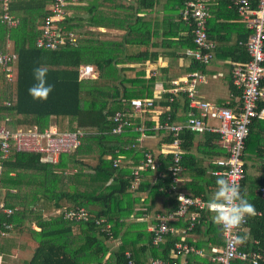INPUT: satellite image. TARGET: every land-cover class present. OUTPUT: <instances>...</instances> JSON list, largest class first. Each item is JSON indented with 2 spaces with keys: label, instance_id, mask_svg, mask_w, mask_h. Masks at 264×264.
I'll use <instances>...</instances> for the list:
<instances>
[{
  "label": "trees",
  "instance_id": "1",
  "mask_svg": "<svg viewBox=\"0 0 264 264\" xmlns=\"http://www.w3.org/2000/svg\"><path fill=\"white\" fill-rule=\"evenodd\" d=\"M235 1L215 0L211 14L216 17V10L225 3L226 8L231 6V17L240 20ZM249 1L256 9L258 0ZM85 2H89L88 7L78 6ZM184 2L166 0L162 42L154 43L159 32L145 20V11L158 8L159 0H76L68 9L72 12L85 10L89 17L86 19L75 15L62 24L64 35H77L76 44L67 43L58 49L45 50L38 48L36 42L43 34L41 27L50 14L54 0H13L10 4L11 14L20 20L16 28L2 22L4 1L0 0V53L11 51L18 57L14 82L7 79L0 65V126H5L12 134L37 126L44 132L53 125L60 133H85L81 146L75 152L61 155L56 163L45 161L47 155L42 153L17 151L14 145L9 157L3 159L0 145V162L3 164L0 202L12 209L18 207L10 217L0 214V231L4 230V223L14 225L8 237L0 232V264L11 261L10 256L19 247L17 236L20 233L27 234L37 244L24 264H128L127 253L131 254L135 264H149L150 257L161 259L165 264L182 262L183 255L173 253L181 236L171 233L164 243L154 245L153 232L148 230L147 221L141 220L145 214L152 212L159 198L163 200V207L165 204L159 212L169 215L178 209L177 193L181 188L175 189L168 171L173 154L159 155L165 176L163 179L154 180L146 176L134 193H126V190L132 187L134 168L142 160L139 147L141 151L144 150L143 142L137 141L142 133L134 129L144 124L148 129L145 134L153 135L152 130L157 124H181L186 120L180 115L189 110L186 92H166L160 101H154L152 107H143L145 123L136 115L132 105L134 99L155 98L154 79L147 77L143 71L147 61L157 59L158 54L152 51L153 48L167 44L171 49L183 47L194 51L196 48L195 28L185 22L181 15ZM243 25L246 33L240 40L246 43L251 32ZM100 26L125 32L121 39L101 40L99 31L90 30V27ZM208 28L209 39L218 43L221 39L212 35L214 26L208 24ZM183 32L185 35L180 36ZM175 37L179 41L176 42ZM239 51L247 55L246 44ZM84 52H108L113 56L105 61H94V76L81 78ZM249 59L247 57L244 61ZM41 65L47 66V82L54 86L46 101L33 99L28 92L37 83L34 69ZM206 66L193 58L189 71L201 70ZM171 86L166 85L167 88ZM157 108L163 112L159 120H151ZM117 113L125 115L131 123L122 134L113 133L118 124L114 120ZM260 125L257 118L252 121L243 154L245 177L241 193L246 192L247 199L256 209V215L248 217V235L252 244L249 246L247 243L246 250L251 252L264 250V200L254 192L264 183V165L263 175L255 181L246 175L255 156L259 157V163L264 161V153L257 154L252 146L256 138L252 129ZM160 132L166 133L165 130ZM202 135L206 139L217 138L209 133L190 131L183 135L182 149L186 152L182 163L189 170L194 166L190 165L194 159L191 154L194 142ZM168 137L165 141L171 145L173 140L170 133ZM219 150L220 155H227L225 150ZM122 154L132 158V162L126 167L115 168L113 160ZM193 195H203L204 200L208 197L205 189L193 191ZM138 206L143 208L139 213L136 210ZM77 207L89 211L87 221H69L56 214L57 210ZM195 212L200 215L193 232L200 233L207 228L203 220L208 213ZM258 212H261V216L257 215ZM44 215L51 218L45 221ZM133 216L137 219L133 220ZM100 220L103 222L97 224ZM168 225L175 229H187L190 219L175 217L168 221ZM212 227L211 240L221 244L217 230H222V227L214 223ZM116 242L118 245L115 246ZM187 242L192 245L191 241ZM200 245L197 244V247ZM185 259V264H211L208 257L201 258L195 254H188ZM232 264L253 263L251 260H234ZM258 264H264V259Z\"/></svg>",
  "mask_w": 264,
  "mask_h": 264
},
{
  "label": "built area",
  "instance_id": "2",
  "mask_svg": "<svg viewBox=\"0 0 264 264\" xmlns=\"http://www.w3.org/2000/svg\"><path fill=\"white\" fill-rule=\"evenodd\" d=\"M3 17L2 22H5L8 27L16 28L20 24V20L11 14L10 4L13 0H3ZM76 0H54L50 7V14L45 18L44 24L41 27L43 34L37 39L36 45L40 49L54 50L67 43L76 44L77 35L74 33L63 34L62 24L71 17V11L68 9ZM241 21L245 24L247 29L251 31L247 42V51L250 55V60L243 64L237 65L233 69V78L235 85L242 91V105L240 110L236 113L233 109L225 106H218L208 101L197 100V86L199 83L205 81V76L200 72H193L182 79L173 81V93L186 92L188 98L191 100L192 107L200 110V116H197L194 111H188L186 122L181 124H158L154 129L168 131L172 136L173 159L168 168L172 179L178 181L179 176L183 172L182 165V133L184 131H192L196 133H203L211 131L220 135L223 145L228 150V156L225 159L218 161V164L224 166L225 169L221 173L227 177L231 183L239 185L241 189L242 181L245 177L243 154L245 150V142L250 133V126L254 118L260 116L259 106L264 102V0H258L256 9H253L249 0H238L235 4ZM182 18L185 22L194 26V44L196 48L194 51H188L201 64L208 65L214 58V50L216 44L208 37V22L211 18L210 2L209 0H185L184 8L181 11ZM18 60L17 54L6 51L0 53V65L6 72V77L9 81H15L16 68L15 64ZM94 68L91 65H83L80 70V77L94 76ZM153 99H134L132 105L135 112H141L143 107H152ZM210 120L217 121V125L209 123ZM115 122L118 123L113 129V133L122 134L126 127L131 123L126 119L125 115L117 113ZM38 127V126H37ZM37 127L28 130H19L12 134L5 126H0V145L3 153L2 158L9 157L11 147L14 145L17 151L35 152L47 155L45 161L58 162L63 154L75 152L82 143L85 133L82 131L60 133L57 127L53 125L50 129L42 132ZM135 131H140L142 137L137 139L142 142L145 137L146 127H137ZM12 141H14L12 143ZM135 147V146H134ZM122 156L113 160L115 168L122 164ZM160 162L158 158L151 151L143 150V160L141 164L134 170V185L137 187L141 178L145 173L153 172L158 177H163L164 173L159 172ZM3 164L0 162V193L1 189V174ZM258 194L264 200V184L258 190ZM183 196L184 199L180 200ZM179 205L175 213L169 215H158L155 219L156 224L152 228L153 244L160 245L166 241V238L174 230L168 225V220L173 217H183L188 215L190 209H203L208 207L200 197H190L182 193L177 195ZM14 210L6 207L3 201L0 202V214L3 213L10 217ZM65 220L69 221H87L90 213L83 207L75 209H64L56 211ZM50 217L48 218V220ZM103 221H97V224ZM196 223V215H191L190 226L188 230H192ZM242 225L240 230L233 232H226L222 228V236L224 239V247L216 249L213 256V261L216 264H232L234 260L247 261L251 260L253 264H258L260 260L264 259V251L262 252H247L241 249L240 233L247 225ZM12 223H4V230L0 231L2 236L8 237L10 231L13 229ZM109 228V225L107 226ZM1 229V228H0ZM197 252L196 249L179 242L175 244L174 252L176 255H183ZM129 259L128 264H135L131 259V254L127 253ZM161 259H152L151 264H165Z\"/></svg>",
  "mask_w": 264,
  "mask_h": 264
},
{
  "label": "crops",
  "instance_id": "3",
  "mask_svg": "<svg viewBox=\"0 0 264 264\" xmlns=\"http://www.w3.org/2000/svg\"><path fill=\"white\" fill-rule=\"evenodd\" d=\"M238 0L235 1V4ZM93 3H97L96 1H93ZM212 3V5H211ZM166 4V0H159L158 8L155 10H147L145 11V17L146 21L152 24V29L155 28L156 31L159 32L157 37L154 39V43H161L162 42V33H163V13H164V6ZM213 4H216L215 0H210V9ZM234 4V5H235ZM89 2H85L83 4H79L78 6L82 7H88ZM52 6V5H51ZM50 6V7H51ZM231 6L228 5L227 8L225 7V3L221 4L219 6V10H216V17H213L211 14V18L208 22L210 26H214V31L212 30V35L216 36L217 38L221 39L216 44V48L214 51V58L211 60V62L201 70H193L189 71L192 62L193 57L192 55L188 54L189 50H185L183 47H176L174 49H171L169 44H167L165 47H156L153 48L152 51L154 53L158 54L156 60H149L144 66V72L147 77L153 78L155 82V95L153 98L154 101H160L166 92H172V89L174 88L173 81L177 79H182L183 77H186L187 75H190L193 72H200L205 76V81L202 83H199L197 86V100L198 101H208L218 106H225L233 109L236 113L240 110V107L242 105V91L235 85L234 78H233V69L237 65H243L247 63L248 61H244L247 57H250L248 51H247V42L243 43L242 40H240L241 37H245V30H243L242 21L241 19L238 20L235 17H231ZM73 14V15H72ZM75 15L84 16L86 19L89 17L88 13L84 10L82 11H71V17ZM240 17V16H239ZM244 24V23H243ZM245 25V24H244ZM243 25V26H244ZM246 27V26H244ZM246 30L250 31L245 28ZM90 30L92 31H99L100 39L101 40H112V39H121L124 35V32L122 29L118 28H108L106 26H100L99 28L90 27ZM251 32V31H250ZM181 34L180 36H184ZM250 37V36H249ZM177 41H179L178 37H175ZM249 39V38H248ZM246 44V52L247 55H243L240 53L241 47ZM191 49L190 51H192ZM112 54L108 52H84L81 58V62L83 65H91L93 66L94 61L101 60L105 61L110 58H112ZM82 65V66H83ZM166 85H172L170 88H167ZM189 100V110L188 111H194L197 116H200V110L197 108L192 107L191 100ZM262 104V105H261ZM259 106V112L260 116L256 117L258 120H260L261 125L256 126L254 129H252V132H254L255 135V141L252 143V146L254 148V151L257 154L264 153V102L261 103ZM188 111H184L180 113L182 117H186L187 119V113ZM163 112L162 109L157 108L155 111H153L152 116L150 117L151 120H159L160 114ZM138 117H141L143 119V122L145 121V118L143 116V112H136ZM254 118V119H256ZM186 122V120L184 121ZM183 122V123H184ZM145 123V122H144ZM209 123L212 125H217V121L210 120ZM158 125V124H157ZM142 127H145L144 124ZM154 131L153 135H146L143 138L142 142L144 145L142 148H144L145 151H151L159 160V155L164 154L165 156L168 154H172L173 147L172 145L168 144L165 140L168 139V131H166L165 134H162L161 130L153 129ZM184 131L182 133V139L184 143ZM192 132V131H190ZM196 133V132H194ZM209 133L215 137L216 139H206L202 135L201 137L198 136L194 142V147L191 152L192 155H194V159H192L190 165H194L192 170H189L186 168L185 165H183V172L179 176L178 181H174L172 179V183L175 185V189L177 187L181 188V191L178 193H182L186 196L193 197V191H202L206 190L207 192V200H204L203 195L195 196L202 198L205 202L209 203V201L213 198L214 193L217 190V184L216 180L218 177H222V174H216L221 173L224 171L225 167L218 164V161L221 159H225L228 156V150L223 145L220 135L215 132L206 131L203 133H197V134H205ZM167 134V135H166ZM141 142V143H142ZM183 145V144H182ZM222 150H225L227 155L223 156L220 155L219 148ZM138 148V147H134ZM139 147L140 154H142V160H143V151H141ZM128 149V148H127ZM183 154H185L186 151L182 149ZM123 157L122 164L120 167H126L128 164H131L132 158H127L125 154L120 155ZM118 158V157H117ZM141 160V161H142ZM183 160V158H182ZM259 157L255 156L254 161L250 163V168L248 169L246 175L251 180L258 179L261 175H263V165L264 161L262 163H259ZM160 162V160H159ZM245 162V161H244ZM141 164V162H140ZM118 167V168H120ZM215 167L218 169H215ZM163 166L160 162V167L158 170L159 172H163L162 170ZM135 170V168H134ZM164 173V172H163ZM146 176L152 177L154 180L157 178L163 179V177H158L156 173L148 172L143 175L140 181H142L143 178ZM140 183V182H139ZM264 184V183H263ZM134 185V181H133ZM132 185V186H133ZM262 187V186H261ZM256 188L254 190L256 195L258 194V190L261 188ZM136 187H131L126 190V193H134ZM169 192V191H168ZM177 193V195H178ZM144 198V197H143ZM160 198L158 199V204L152 208V212L145 214L143 216V219L148 223V230L152 232V228L156 224V217L158 215H165L162 212H159L160 210H163V203L161 202ZM137 213L142 211L143 208L140 206L137 207ZM193 210V212H192ZM58 211V210H57ZM195 211H206L208 214L205 215V219L203 220L204 225H206L207 228H205L202 232H193L195 230L196 224L199 223V213H196ZM172 214V213H170ZM191 215H196V223L192 230L187 229H175L173 228L172 234H178L181 236V241L185 244H188L189 246L196 249L197 252L188 253V254H195L201 258L208 257L210 259L211 264H216L213 261V256L215 254L216 249H222L224 247V239L222 236V230L219 228L217 230V233L219 237L221 238V244L217 243V240L213 242L212 235L210 232L213 230L212 224H216L213 220V215L209 208L205 207L203 209H190L188 215L182 218L185 220L190 219ZM258 216H261V212L257 213ZM51 218L50 215H44V220L48 221V218ZM133 220L137 219L136 216L132 217ZM175 218V217H173ZM169 219V220H173ZM248 218V217H247ZM168 220V221H169ZM212 223V224H211ZM36 230L40 231V228L35 227ZM249 227L248 223L247 225L242 229L240 233V238H243V242L241 243V249L244 251L246 250V244L249 243V246L251 241L249 239ZM170 235V234H169ZM19 247L13 251L12 256H10L11 261L9 262H3L2 264H24L26 260H29L31 256V250H33L37 244L33 240L30 239V237L25 233H20V235L17 236ZM187 240L192 242V245H190ZM177 242V243H179ZM255 244L258 245L257 241H254ZM197 244H201L200 247H197ZM118 245V242L115 243V246ZM223 245V246H222ZM264 251V250H263ZM251 252V251H247ZM183 254L182 262L179 264H185L186 263V255ZM153 258H149V264H151V260ZM169 264V263H167Z\"/></svg>",
  "mask_w": 264,
  "mask_h": 264
},
{
  "label": "clouds",
  "instance_id": "4",
  "mask_svg": "<svg viewBox=\"0 0 264 264\" xmlns=\"http://www.w3.org/2000/svg\"><path fill=\"white\" fill-rule=\"evenodd\" d=\"M47 71L46 65L34 69L37 83L28 89L33 99L46 101L54 91V86L47 82ZM216 184L217 190L208 204L209 210L214 213V222L226 232L240 230L247 217L256 215L254 204L249 202L246 192L242 194L239 185L231 183L227 177H218ZM182 199L183 196L180 197ZM240 242H243V238H240Z\"/></svg>",
  "mask_w": 264,
  "mask_h": 264
}]
</instances>
